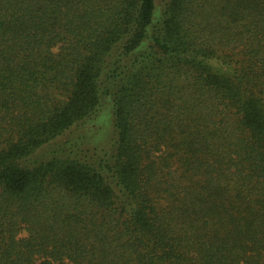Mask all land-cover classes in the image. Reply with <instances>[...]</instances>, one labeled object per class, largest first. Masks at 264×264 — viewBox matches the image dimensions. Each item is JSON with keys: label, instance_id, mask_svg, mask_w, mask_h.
Returning a JSON list of instances; mask_svg holds the SVG:
<instances>
[{"label": "trees", "instance_id": "16d2710c", "mask_svg": "<svg viewBox=\"0 0 264 264\" xmlns=\"http://www.w3.org/2000/svg\"><path fill=\"white\" fill-rule=\"evenodd\" d=\"M0 264H264V0H0Z\"/></svg>", "mask_w": 264, "mask_h": 264}]
</instances>
